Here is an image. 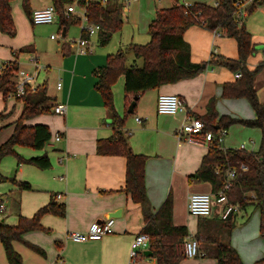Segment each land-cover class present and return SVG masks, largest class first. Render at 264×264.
<instances>
[{"label":"crops","instance_id":"1","mask_svg":"<svg viewBox=\"0 0 264 264\" xmlns=\"http://www.w3.org/2000/svg\"><path fill=\"white\" fill-rule=\"evenodd\" d=\"M17 1L20 5L21 0ZM253 1L247 2L246 7ZM195 2H199V0H195ZM13 4L14 1L11 3L12 11ZM50 6H52V0L30 1L31 12ZM123 7V19L127 21L129 20L127 6ZM155 10L157 14L159 8L156 6ZM28 17L33 26H39L33 24L30 15ZM123 22L125 24L124 20ZM246 27L251 33L253 44L257 49L256 53L247 61L249 70H254L264 61V5L260 7L256 16L249 17ZM60 30L63 33L64 30ZM67 33L66 31L65 37ZM80 36H82V32ZM98 37L99 34L91 38L93 49L92 40L96 38L99 43ZM184 38L191 46V60L197 64L208 63L213 55L229 59H237L239 56L238 45L234 39L225 36L216 37L214 32L202 27H191L185 32ZM4 39V36H0V43ZM149 42L143 41L136 45H146ZM129 45H126V49ZM120 48L117 52L122 50V47ZM60 50L63 54L58 52L57 56L48 59L46 73L49 74L52 69L50 62H57L56 85L61 81L62 90L58 91L55 87L56 92L49 93L48 81L37 85L46 84L47 94L53 98V101L47 104L51 107V112L48 113L51 117H40V115L25 122L29 127L46 125L49 128L53 138L45 148H50V151L47 152L44 148L35 152L31 148L22 146L15 148L16 153L24 159L46 154L50 159L51 168L41 170L33 165L19 164L15 160L18 167L13 177L12 173L8 174L0 169L1 176L7 179L14 178L18 183H27L31 187L30 190H22L11 181L0 183V223L14 227L18 225L20 217L32 219L41 208L51 201L56 204H65V217L47 214L40 220L43 230L29 231L22 236L23 241L13 243L14 249L23 259V264H129L131 243L135 236L141 233L145 224L140 205L136 204L125 191L126 159L122 156L103 155L98 152V142L114 135V129L109 125L111 123L109 112L95 89L97 78L94 75V70L105 65L104 56H80L73 61L72 58H67L72 55V51L65 44ZM12 53L15 57L14 61H18V63L21 53L35 55L37 59L39 58L38 50L33 45L25 47L17 54ZM134 64L142 67L143 61L138 60L131 66ZM39 75L40 72L37 79ZM235 75L236 73L225 67L208 64L206 69L194 78L165 85L141 95L133 114L135 117L131 116L126 120L124 131L130 135L131 148L136 154L148 157L146 187L154 212L160 208L168 195L172 194L175 225L183 226L184 223H177L176 216L178 217L182 205L188 211V198L192 193H211V185L189 181L190 176L194 175L201 167L208 148L194 146L177 138L176 133L185 122L186 114L159 115L157 112L158 97L161 94L178 95L184 100L188 114L200 120H204L211 101H214L219 118L221 116L233 118L231 110L236 107H247L248 109L251 106L248 104L249 102H246L247 105L240 102V100H245L243 98H223V86L226 83L236 82L238 79ZM121 82L123 84H121V88L119 86L117 89L115 108L117 113L124 117L128 113L125 100L120 93L122 87H125L124 76L121 78ZM255 89L260 102L264 103V97H261V92L264 93V73L256 77ZM9 98H2L5 104L2 105L0 115L4 116L3 119L8 118L17 107L14 102H9ZM16 102L21 104L23 110V102L18 99ZM58 104L66 106L64 115L53 112L54 107ZM244 115L247 117L235 116L234 118L242 120L256 118L254 110L252 112L246 110ZM137 118L142 121L138 122ZM219 118L216 119L215 124H218ZM130 119L135 123L133 127H128ZM17 120L11 122L8 128L1 127V130L3 128L5 130L0 132V146L12 136ZM59 133L62 135V139L56 142L54 137ZM223 148L233 149L229 145L224 146V144ZM238 149L246 150L245 144H242ZM64 157H66L65 160L60 162V159ZM58 195H61L60 199L57 198ZM249 195L252 196V194ZM253 205L249 204L232 214L229 220H223L220 215L222 206L216 204L210 217L197 218V223L193 227L188 225L191 236L201 242V248L206 253V255L192 260V263L218 264L216 246L206 242L207 236L218 234L217 224L221 220L225 221L229 227L230 222L235 223L234 221L240 215L246 213L247 216V208ZM119 211L120 214L114 218L113 232L103 239L85 243L66 241L67 232L88 231L94 222L106 220L110 218L111 213ZM251 221L242 225L244 228L239 232L242 236L241 239H235L232 236L228 243L235 248L244 264L251 262L250 260L255 256V253L252 255L251 250L245 249L246 241L255 239L259 234L258 220ZM190 229L194 232H191ZM29 244L42 249L45 256L31 250L28 247ZM0 264H9L1 241ZM139 264H156V261L145 256V258H140Z\"/></svg>","mask_w":264,"mask_h":264},{"label":"trees","instance_id":"2","mask_svg":"<svg viewBox=\"0 0 264 264\" xmlns=\"http://www.w3.org/2000/svg\"><path fill=\"white\" fill-rule=\"evenodd\" d=\"M14 0H0V32L14 37L16 35L11 3ZM30 1L23 0V6L28 15L32 17ZM172 7L158 10L155 19L149 26L150 42L146 45L131 44L125 51L107 57L106 64L94 70L97 78L96 91L100 94L104 107L109 112V124L114 129V135L98 142V152L103 155H118L126 159V186L125 191L132 200L140 205L144 228L141 233L150 239L149 250L153 253L152 259L156 264H181L184 256L182 246L191 236L187 226H178L174 223V199L169 194L160 208L154 212L149 200L146 187L147 156L136 154L130 146V135L124 131L126 120L133 114L126 113L121 117L115 108L113 86L120 76L125 78V103L127 109L137 98V103L144 93L158 89L165 85L176 84L182 80L194 78L204 71L202 65L191 60V46L185 40V32L191 27L198 26L211 32L219 31L222 36L232 38L238 45V58L229 59L221 56H212L205 65L220 66L234 73H241V78L234 83L223 86V98L246 99L256 118L242 120L221 116L215 109L214 101L208 107L204 120L207 130L216 135L220 129H228L233 124H241L248 128H257L262 131L260 148L257 152L245 149H224L223 145L212 144L208 153L202 160L199 170L189 181L192 183L209 184L215 200L223 191L227 180L228 171L236 174L232 188L226 192L228 202L240 209L249 204L257 206L260 212V236L264 240V103L260 102L255 89V79L263 70L261 62L254 70H249L247 61L257 49L253 44V37L247 30L246 19L257 8L264 5V0H254L245 8L246 16L240 15L237 7L239 0H217L215 6L207 3L196 2L183 5L178 0ZM72 0H52L60 28L68 32L73 23H78L76 18L68 19L65 16L66 5ZM86 0H80L79 5L84 7ZM88 12L92 24H99L102 30L99 33V43L106 46L111 42L113 35L122 30L123 4L112 2L106 6L88 4ZM87 36V35H86ZM132 53L136 60H142V67L134 64L127 66V53ZM136 62V61H135ZM19 69L18 61H10L9 65L0 74V92L4 98L15 97L17 88L14 82L16 71ZM23 102V110L15 124L12 136L0 146V164L4 157L16 155L19 164H29L41 170L51 168L49 157L44 154L40 157L24 159L15 151L17 146L28 147L34 150H43L52 140V133L46 125L29 127L26 121L37 116L48 114L51 107L47 104L53 98L47 94V85L37 86L36 91L30 90L23 97H15ZM136 109V108H135ZM128 112V111H127ZM2 117V115H0ZM219 118L218 124H215ZM218 127V128H217ZM242 166L246 170L242 169ZM11 181L22 190H30L27 183H18L14 178L7 179L0 174V183ZM249 194H252L250 196ZM51 214L65 217L66 205L56 204L51 201L41 208L32 219L19 218L17 226H6L0 223V241L4 247L9 264H23V259L13 247L15 241H23L22 236L35 230H43L40 220L43 216ZM230 228L234 227L230 224ZM217 235L210 234L206 242L215 245L218 264H244L238 252L230 245L223 243ZM34 252L45 256L39 247L29 244ZM201 248L203 256L206 255ZM145 258V255L142 256ZM254 264H264V259Z\"/></svg>","mask_w":264,"mask_h":264},{"label":"rangeland","instance_id":"3","mask_svg":"<svg viewBox=\"0 0 264 264\" xmlns=\"http://www.w3.org/2000/svg\"><path fill=\"white\" fill-rule=\"evenodd\" d=\"M178 1L183 5L196 3L195 0H178ZM250 1L251 0H247L246 2H250ZM173 2H174L173 0H138V2L136 3L135 2L131 3L130 5L127 6V14L129 16V20L126 21L125 19H123L125 21V24L123 25L122 30L113 35L111 42L108 45L101 46L98 43L97 39L95 38L92 40L94 45V50L92 51V53L85 55H77V56L72 53V55L67 56V58H72V60L74 61L76 57H80V56L94 57L100 55V56H104V60L106 64L107 57L109 55L116 54L117 51L121 49L120 47H122V51H125L127 44L128 45L131 43L138 44L143 41L144 42L150 41V36L148 35V28L152 23V21L154 20V18L156 17V10H155L156 6L159 8V10H162L163 8L164 9L167 7L170 8ZM199 2L207 3L210 6L216 5V0H199ZM67 7L68 6L66 5L65 8ZM259 9L260 7L257 8L251 15H248L246 19V26L249 17L256 16ZM12 15L14 20L16 35L12 37L0 32V36L5 37L4 41L0 43V66L15 60V57H13L12 52L17 54V52L21 51L25 47L33 45L38 50L39 53L38 61L41 66V68L39 69L40 75L39 78L35 81V85H39V83L42 84L44 81H48L49 93H55L56 92L55 85H56V80L58 78L57 62L55 61L50 62L52 69H50L49 74H47L46 70L48 68L46 64L49 62L48 59L57 56L58 52L63 54L60 50L63 44L66 45V42L80 38L82 29L86 25L85 24L83 25L82 23L79 22L71 24L66 38H63L62 31L60 30L61 29L60 23L58 21H55L52 25L33 26L30 21V18L28 17L24 9L23 0L20 1V5L18 4L17 0H14ZM53 35L56 36L57 39L55 40L51 39ZM33 58H36L35 55L31 56L27 53H21L19 60V65H20L19 67L21 70H26L27 72L35 75V68L33 67L31 62ZM135 61L138 62V60L135 59L134 55L130 52L127 53V66L131 67V65ZM139 61L141 62L142 60ZM263 73H264V68L258 75ZM122 77L123 76H120L117 82L113 86L114 103L118 95L117 89L119 86L121 88L122 86L121 84H123L121 82ZM13 79L15 82V81H19L21 78L19 76H15ZM120 93H122L123 99L125 100V92L123 87H122V92ZM261 97H264L263 92H261ZM2 98H4V96L0 92V114L2 111V105L5 104L3 102L4 99L2 100ZM9 99H10L9 102L11 101L14 102L15 104H17V107L8 118L3 119L2 118L4 117L3 115L2 117H0V132L5 130L6 127L8 128L9 124L19 119L22 114L21 104L16 102V98L10 97ZM245 100H240V102H244L247 105L248 101ZM8 104L10 105L11 103ZM246 110H249L251 112L253 111L251 106H249L248 109L247 107L244 108L236 107L235 109L231 110L233 111L232 112L233 118L235 116L247 117L244 115ZM42 116H47L49 118L51 117L50 114L41 115L40 117ZM131 116L133 117V115ZM134 125H135L134 121L130 119L128 123V127H133ZM2 126L5 128L1 130ZM261 133L262 131L257 128H248L238 123L233 124L228 128V135L225 136L224 146L229 145L230 148L238 149L242 144H245L246 150L249 152L255 151L256 149L258 150L262 139ZM45 150L49 152L50 148L46 147ZM34 151L38 152L39 150H34ZM15 160L18 162V158L16 155H8L4 157L0 165V169L5 173L8 174L12 173L11 176L13 177V174L15 173L18 167L17 162ZM253 206L247 208V216L246 213H244L242 215L244 218L240 215L239 218L236 221H234L235 223L230 222V224H233L234 226L233 228L228 227V224L222 220L217 224V226L219 227V232L217 234V236H219L218 238L222 242L228 244L230 239H232V236L235 239L238 238L241 239L242 236L239 234V232L244 228L242 225L246 224L249 220H252L251 222L258 220L259 222L258 236L255 239H250L246 241L245 244L246 250H251L252 255L255 253L254 259H251L250 260L251 262H248V264H254L257 261L264 259V252H263L264 241L260 236V212L256 205ZM187 212L188 211H186V207H183L182 205L178 217L176 216L177 223H184L183 226L189 225L193 227V225L194 224L196 225L197 223V217L191 216ZM191 232L194 231L191 230ZM200 247H201V242H200ZM192 260L195 259L185 258L183 259L181 264H193Z\"/></svg>","mask_w":264,"mask_h":264},{"label":"built area","instance_id":"4","mask_svg":"<svg viewBox=\"0 0 264 264\" xmlns=\"http://www.w3.org/2000/svg\"><path fill=\"white\" fill-rule=\"evenodd\" d=\"M87 4L84 7L79 5L80 0L72 1L65 11V16L68 19L76 18L79 23L85 24L86 26L82 29V36L78 39L70 40L66 42V46L72 51L73 54L85 55L92 53L94 50L91 45V38L97 36L102 30V26L99 24H92L91 18L88 12V4H98L101 6H106L112 2H119L123 6H128L136 0H86ZM247 0H239L237 7L240 8V15L245 17L247 14L245 12ZM32 22L35 25H49L57 21V13L54 6L47 7L45 9L36 10L32 14ZM216 37L222 36L221 32H214ZM87 35V36H86ZM66 38V37H65ZM52 39H56V36H52ZM33 67L35 68V75L27 72L26 70H21L20 68L16 71L15 76H19L21 79L15 81L17 92L15 97H23L28 90L35 92L37 85L35 81L37 80L39 69L41 68L37 58L31 60ZM9 65V62L0 66V74ZM236 79L241 78V73H236ZM58 91H61L63 84L59 81L56 85ZM53 112L58 115H64L66 113V106L64 104H58L54 107ZM157 112L159 115L176 116L180 113L186 114L185 122L178 129L176 136L180 141H184L188 144L207 147L210 148L212 144L223 145L225 136L228 135V129H220L217 135L210 130H207L205 124L202 120L190 116L187 112L185 102L178 95L174 94H161L158 97L157 102ZM138 122L142 119L137 118ZM62 139V135L56 134L54 141L59 142ZM66 157L61 158L60 162H63ZM243 170H246L242 166ZM236 174L234 171H228L227 180L223 191L220 193L219 197L215 200L212 193H202L196 192L192 193L188 198V213L191 216L197 218H208L213 214L214 205L219 204L221 207L220 215L223 220H229L232 214L239 211V207L228 202L226 192L232 188L233 180ZM58 199L61 195L57 196ZM115 225L114 218H108L106 220L94 222L88 231H69L65 235L66 241L75 243H85L90 241H99L105 236L113 232V227ZM150 239L146 234L139 233L135 236L131 243L130 253H129V264H139L140 258L145 255V251L149 250ZM182 252L184 258L195 259L203 256L201 252L200 242L194 236H190L186 239L182 246Z\"/></svg>","mask_w":264,"mask_h":264},{"label":"water","instance_id":"5","mask_svg":"<svg viewBox=\"0 0 264 264\" xmlns=\"http://www.w3.org/2000/svg\"><path fill=\"white\" fill-rule=\"evenodd\" d=\"M65 35H66V30H64L63 33H62V36H63L64 38H65ZM202 67H203V69H206V65H205V64H203ZM137 100H138V99L136 98V99L131 103V105L129 106V109H128V113H129V114H134V112H135V108H136V106H137ZM119 214H120V211H119L118 213H111L110 218H116L117 215H119ZM145 256L151 258V257H153V253H152L150 250H147V251H145Z\"/></svg>","mask_w":264,"mask_h":264}]
</instances>
